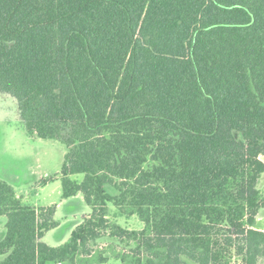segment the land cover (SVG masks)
Here are the masks:
<instances>
[{
	"label": "trees",
	"instance_id": "trees-1",
	"mask_svg": "<svg viewBox=\"0 0 264 264\" xmlns=\"http://www.w3.org/2000/svg\"><path fill=\"white\" fill-rule=\"evenodd\" d=\"M0 93L91 210L51 247L56 206L0 180V264H80L105 234L122 264H264V0H0Z\"/></svg>",
	"mask_w": 264,
	"mask_h": 264
},
{
	"label": "rangeland",
	"instance_id": "rangeland-1",
	"mask_svg": "<svg viewBox=\"0 0 264 264\" xmlns=\"http://www.w3.org/2000/svg\"><path fill=\"white\" fill-rule=\"evenodd\" d=\"M66 153L67 147L60 141L28 135L19 117L16 101L8 94L0 93V180L11 185L25 205L37 208L57 206L54 219L60 225L49 231L43 239L52 247L67 242L74 227L91 212L81 194L73 202L71 199L61 198L59 174ZM260 159L264 162V154ZM81 178V175L77 176V179ZM257 189L264 196V174L259 179ZM108 190L115 194L112 189ZM259 215L264 223V209L259 211ZM108 219L110 224L119 225L129 231L144 228L137 216L120 215L111 204ZM5 225L6 218L2 216L0 233L5 231ZM133 248L132 244L112 239L105 234L92 247L91 255L79 257L78 262L122 264L120 258L130 253ZM2 258L0 256V260Z\"/></svg>",
	"mask_w": 264,
	"mask_h": 264
},
{
	"label": "crops",
	"instance_id": "crops-1",
	"mask_svg": "<svg viewBox=\"0 0 264 264\" xmlns=\"http://www.w3.org/2000/svg\"><path fill=\"white\" fill-rule=\"evenodd\" d=\"M262 157V156H261ZM261 161H262V159H260ZM10 185V184H9ZM16 193V192H15ZM17 194V193H16ZM17 196H18V194H17ZM71 200H72V202L74 201V200H76V197H73V198H70ZM49 206H51V205H49ZM56 206V205H55ZM44 207H47V206H44ZM56 211H57V206H56ZM55 214H56V212H55ZM83 219V218H82ZM257 221H256V228L258 229V230H260V231H264V223H263V221H262V219L260 218V215H259V212H258V215H257V219H256ZM82 221V220H81ZM80 221V222H81ZM79 222V223H80ZM59 223V222H58ZM78 223V224H79ZM60 225V224H59ZM59 227V226H58ZM57 227V228H58ZM56 229V228H55ZM48 233V232H47ZM46 233V234H47ZM4 234H5V231L4 232H2V233H0V240L4 237ZM46 234H45V236H46ZM44 236V237H45ZM44 239V238H43ZM48 245V244H47ZM61 245V244H60ZM59 246V245H58ZM52 247V246H51ZM57 247V246H56Z\"/></svg>",
	"mask_w": 264,
	"mask_h": 264
}]
</instances>
